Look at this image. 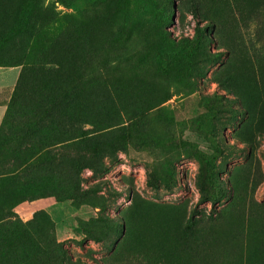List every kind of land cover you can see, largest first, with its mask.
<instances>
[{"label": "rangeland", "instance_id": "obj_1", "mask_svg": "<svg viewBox=\"0 0 264 264\" xmlns=\"http://www.w3.org/2000/svg\"><path fill=\"white\" fill-rule=\"evenodd\" d=\"M51 1L62 14L75 12ZM231 2L240 14L227 24L216 2L167 0L172 14L160 31L173 49L154 67L165 68L177 87L167 93L158 86L121 91L122 106L114 116L121 124L106 130L105 141L127 134L137 143L101 150L99 170L69 171L70 161L86 150H50L56 153L50 155L53 167L63 171L48 191L58 198L25 201L13 209L12 218L0 226V235L7 238L0 241V264H264V0ZM202 4L210 17L203 16ZM197 24L206 27L205 50L220 56L214 65L203 63L201 77L190 78L193 84L187 85L186 66L176 58L180 40H191ZM14 69L0 68V99H10L19 74ZM215 94L219 102L213 101ZM137 95H146L155 106L139 123L130 119L138 108ZM105 120L113 124L109 114ZM1 122L2 134L15 131ZM77 127L96 130L89 124ZM44 138L29 137L19 154L0 159V174L18 172L46 150ZM165 160L173 163L177 186L171 192L146 187L150 164ZM200 160L214 164L219 193L213 206L197 204ZM5 189L8 194L19 191L0 183V196ZM84 191L90 194L81 195ZM110 191L120 198L114 201ZM192 216L201 228L191 249L185 228Z\"/></svg>", "mask_w": 264, "mask_h": 264}, {"label": "trees", "instance_id": "obj_2", "mask_svg": "<svg viewBox=\"0 0 264 264\" xmlns=\"http://www.w3.org/2000/svg\"><path fill=\"white\" fill-rule=\"evenodd\" d=\"M58 1L73 7L75 12L62 14L56 11L51 0H0V68H19L1 122L15 127V131L0 132V159L19 154L29 137L33 140L43 134L47 147L39 150L18 172L0 174L1 184L9 189L19 188L10 194L5 189L0 196V210L4 213L0 226L12 218L13 209L20 203L58 198L56 192L48 191L63 171L53 167L54 158L50 155L56 153L50 154V150H86L84 156L72 159L68 165L70 172L80 173L85 168L103 167L99 160L101 150H117L119 143L124 146L137 143L127 134L116 141H105L106 130L121 124L114 122V116L122 106L123 89L140 92L145 91L143 88L158 86L167 93L177 87L165 68L154 67L158 58H164L166 51L173 49L160 31V26L172 14L166 10L167 0ZM208 1L220 6L217 10L227 24L240 14L239 6L232 0ZM138 5L144 9L136 10ZM202 8L204 17L212 15L203 4ZM215 20L218 22V18ZM198 25L191 40H180L181 49L176 58L186 66L183 79L187 85L193 84L190 78L201 77L203 63L214 65L220 56L205 50L203 45L209 40L205 36L206 27ZM155 40L169 49L155 45ZM146 98V95H137L134 100L138 108L130 119L135 123L142 122L152 106ZM212 99L219 102L222 98L215 94ZM107 114L111 125H105ZM20 122L28 125L16 126ZM78 124H89L96 130L86 131L77 127ZM65 152L62 151L70 158V152ZM42 156L49 157L42 159ZM145 185L171 192L177 186L173 163L170 160L152 162ZM196 187L198 205L213 206L218 201L219 190L211 160L198 162ZM73 192H77L75 188ZM87 194L90 191L81 193ZM109 194L114 201L121 196L115 191ZM104 209L100 207V211ZM200 228L192 216L185 228L191 249ZM81 230L97 239L87 228L81 227ZM2 238L7 239L4 234L0 235V241Z\"/></svg>", "mask_w": 264, "mask_h": 264}, {"label": "crops", "instance_id": "obj_3", "mask_svg": "<svg viewBox=\"0 0 264 264\" xmlns=\"http://www.w3.org/2000/svg\"><path fill=\"white\" fill-rule=\"evenodd\" d=\"M11 70H16V69H14V68H10ZM19 72V71H18ZM3 91V90H2ZM2 92H0V94H1ZM4 93H2L1 95H3ZM7 102L8 101H6V100H4V98H2V99H0V122H1V120H2V118H3V116H4V113H5V110H6V104H7ZM39 153V152H38ZM20 169V168H19ZM41 201V203H43L45 200H40ZM24 205V204H23ZM23 205H20L18 208H17V210H16V212L18 213V210L20 209V207H22ZM30 214H32V213H30Z\"/></svg>", "mask_w": 264, "mask_h": 264}]
</instances>
